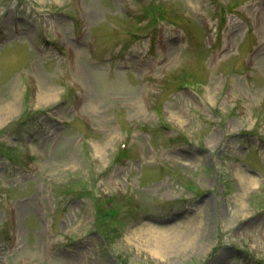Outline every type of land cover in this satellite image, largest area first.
<instances>
[{"label":"rangeland","instance_id":"1","mask_svg":"<svg viewBox=\"0 0 264 264\" xmlns=\"http://www.w3.org/2000/svg\"><path fill=\"white\" fill-rule=\"evenodd\" d=\"M6 2L0 0V36L8 34L0 44V108L11 111L2 108L0 129L17 138V149L0 143V264H262L264 216L239 219L264 206V190L254 188H264V142L254 146L255 134L264 135V0H80L86 34L77 43L71 0H33L34 8L15 0L19 32L4 16ZM121 3L135 17L124 15ZM48 9L55 18L41 28L36 11ZM155 16L164 19L162 64ZM141 24L147 35L134 41L128 31L141 32ZM56 30L64 49L75 48L73 69L64 52L44 43L51 37L55 44ZM66 71L81 82L84 100L75 113L73 97L62 99ZM194 80L204 88H180ZM45 92L54 99L44 102ZM53 107L65 126L43 117ZM178 125L203 140H186ZM228 130L238 136L227 137ZM81 135L96 141L97 154L79 143ZM27 139L36 150L30 163L20 143ZM123 140L126 167L117 146ZM235 163L243 184L231 174ZM132 197L144 220L133 217ZM221 223L233 232L218 233ZM153 227L164 230V240ZM153 244L165 251L162 263L148 250Z\"/></svg>","mask_w":264,"mask_h":264},{"label":"bare ground","instance_id":"2","mask_svg":"<svg viewBox=\"0 0 264 264\" xmlns=\"http://www.w3.org/2000/svg\"><path fill=\"white\" fill-rule=\"evenodd\" d=\"M44 95H46L44 98H42V100L44 102H49V101H52L54 99V92H45ZM7 109V111H11V107L9 104H4V106H1L0 110L1 109ZM9 108V109H8ZM13 108V107H12ZM0 112V126L3 124V121L5 120V116H4V111ZM7 113V112H6ZM244 179V178H243ZM245 180V179H244ZM250 180H254V179H250ZM257 184V183H255ZM241 203H244V201H242ZM154 229L152 230V232L154 233V236L157 235V234H161L160 236V240H164V230L163 229H160L158 227H153ZM156 238V240H159ZM172 240L170 237L166 240V241H170ZM163 245H165V242H162ZM152 247H149L148 250L151 251L152 253H155L156 251H158L159 253H162V254H165L164 250H162L160 247L156 246V245H151ZM162 250V251H161Z\"/></svg>","mask_w":264,"mask_h":264}]
</instances>
